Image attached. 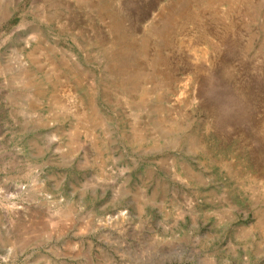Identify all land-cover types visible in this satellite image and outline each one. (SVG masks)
Instances as JSON below:
<instances>
[{
	"label": "rangeland",
	"instance_id": "rangeland-1",
	"mask_svg": "<svg viewBox=\"0 0 264 264\" xmlns=\"http://www.w3.org/2000/svg\"><path fill=\"white\" fill-rule=\"evenodd\" d=\"M0 264H264V0H0Z\"/></svg>",
	"mask_w": 264,
	"mask_h": 264
}]
</instances>
